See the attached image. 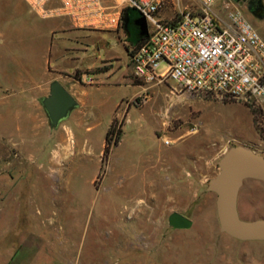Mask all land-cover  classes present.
<instances>
[{"label":"rangeland","instance_id":"rangeland-1","mask_svg":"<svg viewBox=\"0 0 264 264\" xmlns=\"http://www.w3.org/2000/svg\"><path fill=\"white\" fill-rule=\"evenodd\" d=\"M176 2L199 8V0ZM125 3L107 0L105 12ZM235 7L264 37V15L246 0L213 3L223 18ZM54 19L24 0H0V80L16 72V57L43 59L44 46L56 43L80 46L67 51L69 72L100 65L84 69L78 95L69 91L79 106L57 127L23 121L33 107L22 104L19 114V96L0 86V264H264V239L220 231L215 193L205 189L231 144L264 153V102L144 82L120 22L50 31ZM113 116L122 130L103 157ZM173 210L192 225L172 227ZM238 210L264 217V181L244 180Z\"/></svg>","mask_w":264,"mask_h":264},{"label":"built area","instance_id":"built-area-1","mask_svg":"<svg viewBox=\"0 0 264 264\" xmlns=\"http://www.w3.org/2000/svg\"><path fill=\"white\" fill-rule=\"evenodd\" d=\"M25 1L43 16L88 15L91 23L111 25L120 22L122 7L134 6L147 22V34L128 48L136 77L148 83L173 81L178 91L264 102V37L236 7L223 18L213 8L216 0H199L197 11L176 0H121L125 5L111 14L103 0ZM164 142L171 141L165 137Z\"/></svg>","mask_w":264,"mask_h":264},{"label":"water","instance_id":"water-1","mask_svg":"<svg viewBox=\"0 0 264 264\" xmlns=\"http://www.w3.org/2000/svg\"><path fill=\"white\" fill-rule=\"evenodd\" d=\"M129 9L123 11L124 26L131 21L137 29L138 38H141L147 34L145 16L137 10L127 15ZM40 102L51 127H57L78 103L58 79L50 82L49 93L41 96ZM217 164L218 171L208 178L205 189L215 193L219 230L240 240L264 239V217L243 218L238 210V195L244 180L254 178L264 181V153L244 143H234L225 149ZM168 222L172 227L186 228L192 225L193 220L173 210L168 214Z\"/></svg>","mask_w":264,"mask_h":264},{"label":"crops","instance_id":"crops-1","mask_svg":"<svg viewBox=\"0 0 264 264\" xmlns=\"http://www.w3.org/2000/svg\"><path fill=\"white\" fill-rule=\"evenodd\" d=\"M113 1L119 2V0ZM105 2H107V0H103L104 5ZM171 10L172 9L166 8L163 10V13L169 15ZM49 16L55 18L53 25L49 29L50 31L56 29L62 31L72 29L80 30L84 28L94 30H115L113 27H104V24L91 23L90 16L88 15L74 16L71 14H53ZM27 28L38 29L37 26H27ZM99 41H103V37L99 36ZM71 48L78 49L80 46L69 47L61 45L60 43L45 45L43 48V59L18 56L14 60L16 72L13 74L9 72L2 80H0V86L12 90L19 96L16 100V107L19 114H22L23 111L21 108L22 104L26 103L33 107L27 114L22 115L23 121L39 120L48 123V118L40 102V98L49 93V84L53 79H58L71 93L78 95L79 82L88 79L87 71L84 69L100 66L95 62L90 63L86 67L75 64L74 72H69L67 64L71 62V59L67 56V51ZM94 71L97 76L102 74V70L100 69ZM78 106L79 103L74 109L78 108ZM41 108L44 116L41 114ZM19 127H22V125Z\"/></svg>","mask_w":264,"mask_h":264},{"label":"trees","instance_id":"trees-1","mask_svg":"<svg viewBox=\"0 0 264 264\" xmlns=\"http://www.w3.org/2000/svg\"><path fill=\"white\" fill-rule=\"evenodd\" d=\"M125 8L135 9V11L136 10L138 11V9L136 7L130 6V5H126L122 8L120 24L122 25V27L124 28V30L127 34V28L124 26V22L122 20L123 11ZM127 39L130 41L131 44H134V43H137L140 39H142V37L134 40V39H130L127 35ZM121 130H122V127L117 125L116 116H113L111 123H110V125L106 131V134H105V145H104L103 154H102L103 157H105L109 151L111 139H112L113 144H116L118 142V140L120 138ZM113 133H114V138H111V135Z\"/></svg>","mask_w":264,"mask_h":264},{"label":"flooded vegetation","instance_id":"flooded-vegetation-1","mask_svg":"<svg viewBox=\"0 0 264 264\" xmlns=\"http://www.w3.org/2000/svg\"><path fill=\"white\" fill-rule=\"evenodd\" d=\"M247 9L253 15H262L264 13V6L262 0H246ZM135 12V9H129L127 15L132 14ZM127 35L130 39H138V32L137 29L134 27L131 21L127 22Z\"/></svg>","mask_w":264,"mask_h":264}]
</instances>
